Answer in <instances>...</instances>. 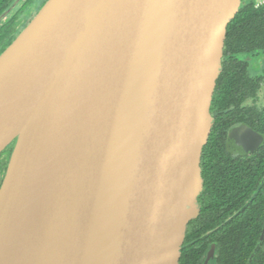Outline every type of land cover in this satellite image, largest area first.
Wrapping results in <instances>:
<instances>
[{
	"label": "water",
	"instance_id": "95a60500",
	"mask_svg": "<svg viewBox=\"0 0 264 264\" xmlns=\"http://www.w3.org/2000/svg\"><path fill=\"white\" fill-rule=\"evenodd\" d=\"M242 5L46 2L0 55V264H179Z\"/></svg>",
	"mask_w": 264,
	"mask_h": 264
},
{
	"label": "flooded vegetation",
	"instance_id": "af4514ba",
	"mask_svg": "<svg viewBox=\"0 0 264 264\" xmlns=\"http://www.w3.org/2000/svg\"><path fill=\"white\" fill-rule=\"evenodd\" d=\"M251 39L225 43L201 155L200 213L188 225L179 264H264V240L253 256L264 234V41ZM14 146L0 154V190Z\"/></svg>",
	"mask_w": 264,
	"mask_h": 264
},
{
	"label": "trees",
	"instance_id": "16d2710c",
	"mask_svg": "<svg viewBox=\"0 0 264 264\" xmlns=\"http://www.w3.org/2000/svg\"><path fill=\"white\" fill-rule=\"evenodd\" d=\"M17 0H0V18L14 5ZM48 0H44V3ZM32 1L27 0L20 8L18 13L11 19L7 20L4 25L0 27V55L15 41L20 33L33 19V15L25 16L28 7L31 6ZM23 14L24 19L21 20L20 16ZM256 37L260 42L264 41V6L256 8L255 5L245 4L242 5L240 11L229 22L226 31L225 43L228 45L231 42H244L251 43ZM250 48L241 47L238 51L247 52ZM214 95V99H215ZM261 258V252L258 255ZM256 264V263H254Z\"/></svg>",
	"mask_w": 264,
	"mask_h": 264
},
{
	"label": "rangeland",
	"instance_id": "374dc122",
	"mask_svg": "<svg viewBox=\"0 0 264 264\" xmlns=\"http://www.w3.org/2000/svg\"><path fill=\"white\" fill-rule=\"evenodd\" d=\"M26 1L27 0H17L14 3V5L0 18V27L4 25L7 20L11 19L14 15H16ZM31 1L32 4L31 6L28 7V10L25 12L24 15L25 16H27L28 14L29 16L33 15L34 16L33 19H34L47 1L45 3L44 0H31ZM257 1H263V0H257ZM20 19L21 20L24 19L23 14H21Z\"/></svg>",
	"mask_w": 264,
	"mask_h": 264
}]
</instances>
